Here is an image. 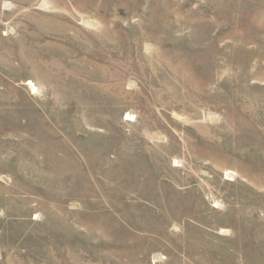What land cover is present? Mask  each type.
Wrapping results in <instances>:
<instances>
[{
	"label": "rangeland",
	"instance_id": "rangeland-1",
	"mask_svg": "<svg viewBox=\"0 0 264 264\" xmlns=\"http://www.w3.org/2000/svg\"><path fill=\"white\" fill-rule=\"evenodd\" d=\"M0 264H264V0H0Z\"/></svg>",
	"mask_w": 264,
	"mask_h": 264
}]
</instances>
